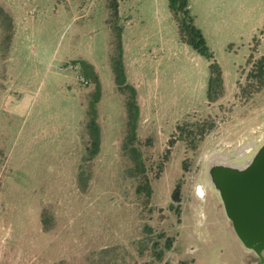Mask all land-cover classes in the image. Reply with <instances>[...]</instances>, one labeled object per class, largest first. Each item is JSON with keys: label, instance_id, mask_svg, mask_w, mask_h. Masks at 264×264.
Wrapping results in <instances>:
<instances>
[{"label": "rangeland", "instance_id": "1", "mask_svg": "<svg viewBox=\"0 0 264 264\" xmlns=\"http://www.w3.org/2000/svg\"><path fill=\"white\" fill-rule=\"evenodd\" d=\"M227 1L189 7L222 75L210 101L208 62L168 0H0L13 25L0 41V264H244L206 172L264 142V92L238 90L264 55V0ZM208 119L196 151L177 141L163 160L178 125Z\"/></svg>", "mask_w": 264, "mask_h": 264}, {"label": "water", "instance_id": "2", "mask_svg": "<svg viewBox=\"0 0 264 264\" xmlns=\"http://www.w3.org/2000/svg\"><path fill=\"white\" fill-rule=\"evenodd\" d=\"M251 148L213 155L206 178L240 243L264 264V142Z\"/></svg>", "mask_w": 264, "mask_h": 264}, {"label": "trees", "instance_id": "3", "mask_svg": "<svg viewBox=\"0 0 264 264\" xmlns=\"http://www.w3.org/2000/svg\"><path fill=\"white\" fill-rule=\"evenodd\" d=\"M169 9L177 23L178 34L181 42L194 51L197 52L200 56H204V58L208 62V70H209V93L208 97L210 101H215L219 97L222 96L223 92V82L222 75L219 68V65L215 62L212 53L210 52L206 40L202 34V32L195 25V20L190 12V0H168ZM0 31H7V35H5L0 41L6 43V49H9V45L12 38V20L10 16L4 13L2 9H0ZM5 28V29H4ZM5 58V57H4ZM246 67L248 68L246 74V82L242 86L238 83V90L240 96H252L254 94H258L260 92H264V55L255 59L254 53L248 57L246 62ZM118 80L123 79V72L119 68L117 70ZM133 99V96H132ZM132 103V102H131ZM130 104V103H129ZM131 108L133 105H130ZM92 137H91V147L93 149L94 154H97L100 149V129L97 124L92 123ZM216 124L213 120H205L203 122H197L195 124L186 125H178L176 128L175 135L168 142V149L163 156L164 161H168L171 148L177 141H182L185 143L187 149L191 151H196L199 144L205 139V137L215 130ZM130 134L128 137V141L136 140L134 134L132 133L131 127H129ZM184 169H186V163L183 164ZM141 168V167H140ZM140 168H136L134 174L143 173ZM143 175V174H142ZM181 185L178 184L173 193V199L176 203L181 202L180 195ZM137 192L146 193L149 198L152 193V189L149 183L139 184L137 188Z\"/></svg>", "mask_w": 264, "mask_h": 264}, {"label": "crops", "instance_id": "4", "mask_svg": "<svg viewBox=\"0 0 264 264\" xmlns=\"http://www.w3.org/2000/svg\"><path fill=\"white\" fill-rule=\"evenodd\" d=\"M192 0H190L191 2ZM201 3H204V4H207L209 5L210 3H219V2H224V0H200ZM227 1V0H226ZM229 2V1H227ZM101 137H102V130L100 129V144H101ZM200 189H202V192H200ZM210 190H208L206 184L204 182H194V184H190L189 188H188V193L192 194H196L197 196H199L200 198L204 199L206 197V195L209 193ZM211 197H213L211 195ZM216 211L218 213H221V214H224V210L222 208V205H221V202H218L217 205H216ZM228 223H229V227L233 233V237H234V240H235V243H237V245H239L240 247H242V250H243V255H244V264H256V261L255 262H251V257H255V255L246 250L243 245L240 243V241L238 240V238L236 237L233 229H232V226L230 224V222L225 219ZM252 255V256H251Z\"/></svg>", "mask_w": 264, "mask_h": 264}, {"label": "flooded vegetation", "instance_id": "5", "mask_svg": "<svg viewBox=\"0 0 264 264\" xmlns=\"http://www.w3.org/2000/svg\"><path fill=\"white\" fill-rule=\"evenodd\" d=\"M255 255V254H254ZM256 257V256H255ZM257 261H258V259H257V257H256V263H257Z\"/></svg>", "mask_w": 264, "mask_h": 264}, {"label": "bare ground", "instance_id": "6", "mask_svg": "<svg viewBox=\"0 0 264 264\" xmlns=\"http://www.w3.org/2000/svg\"><path fill=\"white\" fill-rule=\"evenodd\" d=\"M200 192H202V189H200Z\"/></svg>", "mask_w": 264, "mask_h": 264}, {"label": "built area", "instance_id": "7", "mask_svg": "<svg viewBox=\"0 0 264 264\" xmlns=\"http://www.w3.org/2000/svg\"><path fill=\"white\" fill-rule=\"evenodd\" d=\"M85 84H87V82H84Z\"/></svg>", "mask_w": 264, "mask_h": 264}]
</instances>
